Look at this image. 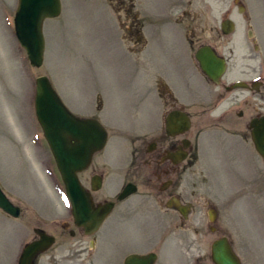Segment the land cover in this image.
Segmentation results:
<instances>
[{
    "label": "rangeland",
    "instance_id": "374dc122",
    "mask_svg": "<svg viewBox=\"0 0 264 264\" xmlns=\"http://www.w3.org/2000/svg\"><path fill=\"white\" fill-rule=\"evenodd\" d=\"M137 1L128 18L133 20V14L143 17L145 28L139 27L135 35L128 36L127 0H61L60 16L42 23L43 63L34 69L14 35L18 0H0V189L21 208L18 218L0 211V264H18L24 246L37 238L34 229L56 237L55 245L35 264H123L132 252L155 254V264H212L204 242L210 225L205 215L209 207L194 213L178 228L177 214L163 211L153 198L142 195L145 189L123 202L120 210L115 208L94 237L78 232L69 217L75 235L59 228L67 222V210L61 203L63 185L34 114L38 77L48 78L69 111L81 116L93 114L125 134L120 133L125 139L111 141L109 135V143L93 156L94 161L108 162L112 172L108 175V192L116 191L121 171L113 168L124 161L127 165V136L134 139L149 135L162 125V116L149 110L147 100L142 98L156 77L191 112L197 105L205 107L210 102L212 95L197 77L191 51L207 44L226 55L233 69L225 75L228 79L249 78L252 70L264 78V0H180L182 4L190 1L180 7L187 14L185 24L180 22L181 32L190 28L189 41L173 35L169 28L175 26V17L181 13L178 7L171 11L169 0ZM114 2H122L116 7L120 13L110 6ZM159 16L165 20L159 22ZM226 17L235 24V32L227 37L220 33V23ZM142 51L153 65L150 76L144 75L148 64ZM155 61L160 67L157 70H163L161 74L156 72ZM103 86L108 90L104 98ZM99 98L105 111L101 119L95 111ZM123 100L127 101L126 109ZM227 111L232 121L226 127L246 121V115L238 119L237 114L245 112L240 104L225 102L218 112ZM221 134L222 129L210 130L202 140V166L214 176V180L209 179L212 192H239L232 202L228 198L224 203L218 197L224 207L218 211L220 222L213 227H222L231 238L243 264H264V201L247 187L253 186V174H262L264 167L249 143L238 136ZM262 189L264 198V186ZM208 202L202 200L201 204ZM225 204H230L229 208ZM211 205L216 207L215 203ZM224 234H211L210 238L214 241ZM92 240L94 244L90 245Z\"/></svg>",
    "mask_w": 264,
    "mask_h": 264
},
{
    "label": "flooded vegetation",
    "instance_id": "af4514ba",
    "mask_svg": "<svg viewBox=\"0 0 264 264\" xmlns=\"http://www.w3.org/2000/svg\"><path fill=\"white\" fill-rule=\"evenodd\" d=\"M108 2H111V0H108ZM137 2V0H127L128 36L135 35V32L143 28L144 24H146L145 19L143 17L138 19L136 14L132 15L133 20H131V18L129 20L128 18V14L131 13L133 4L136 5ZM180 2V0H169L168 4L173 10L175 7H178L181 12L180 16L184 19L186 17V11H181L180 7H186L190 1L185 4ZM182 2H184V0H182ZM114 3V5L110 6L113 7L117 13H120L117 11L116 7L118 4V7H120L122 2ZM183 21L184 20H182V22ZM213 52L222 56L216 50ZM226 61L228 64L229 59L226 58ZM148 73L150 76L151 70L147 69L144 75H148ZM252 73H254L253 77L255 75H261L255 74L253 70ZM230 81H232L231 78L228 79L225 77L224 81L223 79L220 80L219 83L216 84L217 86H215L207 80L208 85H211L210 87H212L211 90L207 91L212 95L210 102L205 109H202L201 105H197L196 107L200 108V110L191 112L163 87L161 78L156 77L154 83L146 88L144 91L145 96L142 98L147 100L146 105L149 110H152L153 112L158 111L154 114L162 116V125L159 129H156L149 135L134 139L127 136V150L129 151L127 154V165L125 166V164H123L125 163L124 161L118 166L121 171L118 175V181L115 182V184L118 183L115 187L116 191H106L107 185L111 184L108 182V175L112 172L110 173L108 170L107 161L103 159L100 161L93 160V156L96 153L91 157L87 167L78 174V180L81 186L87 191L86 194L92 202L93 207L98 208L99 210L111 206L110 214L115 208L120 210V206H122L123 202L130 201L133 196L139 193V190L145 189L146 192L140 191L142 195L153 198L156 205L163 207V211H174L177 214L178 223L176 227L178 228H182L184 223L187 222L189 217L194 213L200 211L203 212L209 207L206 210L205 215H207V220L210 225L207 228V234H204V242L205 246L210 248L213 242L210 238L211 234H224L222 227H213L216 221L217 223L220 222L218 211L222 210L224 207L223 204L220 205L218 202V197H222L224 203L227 197H232L234 198H231L232 201H236V195L239 192V189H233L228 194L212 192V188L209 185V179L214 180V176L208 175L210 171L205 165L202 166L204 162H202L203 159L200 157V149L203 147L202 140L210 130L220 129H222L221 135H224L225 137L228 136V134L241 137L247 144L249 143L253 147V153L261 161L264 167V159L255 151V145L253 142V123L264 119V79L249 83L247 88L240 90L229 89ZM213 89L214 92H212ZM242 92H244V94H239ZM225 102L235 106L240 104V106L245 109L244 114L243 112L242 114H237L238 119H240L239 117L246 115L247 118L244 124L240 122L232 127L225 126V124L232 121L230 117L231 113L229 111L221 114L218 112L219 105H222ZM102 110L103 102L99 98L95 106V111L100 114ZM247 110H250V112ZM72 113L81 119L98 120L93 114L90 116H81L80 113L75 111ZM179 113H185L189 118L190 124L186 131H181L177 127H169L170 119L174 118V115ZM218 115L221 119H215ZM178 116L180 118L177 122H182L184 116ZM100 123L104 128L106 127L105 130L108 133V137L110 134V141L114 139V135H112L113 130L107 127V123L103 120H101ZM108 143L109 141L107 138L106 144ZM262 170L264 171V168ZM253 178V186H247L248 192L253 191L254 196L260 197L261 193H263L264 172L262 174L258 173L257 176L254 173ZM133 187L135 193L129 195V190L133 189ZM202 200L207 202L210 201V203L208 202L209 205L201 204ZM211 202L215 203L216 207H213ZM210 206H212V209ZM74 228L83 234L82 228H77L75 226ZM61 229L65 234H70L73 230H70V227L68 229ZM223 237L227 238L232 246L231 238L226 234L219 238ZM38 257L39 256L35 258L34 263Z\"/></svg>",
    "mask_w": 264,
    "mask_h": 264
},
{
    "label": "water",
    "instance_id": "95a60500",
    "mask_svg": "<svg viewBox=\"0 0 264 264\" xmlns=\"http://www.w3.org/2000/svg\"><path fill=\"white\" fill-rule=\"evenodd\" d=\"M61 11L59 0H19L13 23L16 38L25 51L27 60L33 68L41 67L44 54V39L41 32L45 19L59 16ZM224 34H230L234 30L231 21L222 24ZM202 72L214 83L225 71V61L218 58L209 46L201 47L196 55ZM246 87L243 84H235L233 88ZM35 112L37 120L42 128L43 135L50 147L62 182L65 193L71 203L74 221L76 225L83 224L85 233L95 232L110 210L84 215L81 200L87 203L88 198L77 179V173L82 171L91 155L100 150L106 140L103 128L93 120H80L74 117L61 103L57 94L51 87L46 77L36 80ZM172 119V118H171ZM175 120V119H174ZM174 121H170L172 126ZM183 123L180 130H186ZM253 142L255 149L264 158V119L253 123ZM130 191V193H132ZM129 193V194H130ZM80 198H82L80 200ZM0 209L12 217L19 215V209L14 207L0 190ZM40 240L27 245L21 255L19 264H32L35 255L49 248L54 239L48 237L41 230H35ZM155 255H132L125 259L124 264H154ZM211 260L213 264H240L225 238L216 240L211 246Z\"/></svg>",
    "mask_w": 264,
    "mask_h": 264
},
{
    "label": "bare ground",
    "instance_id": "6f19581e",
    "mask_svg": "<svg viewBox=\"0 0 264 264\" xmlns=\"http://www.w3.org/2000/svg\"><path fill=\"white\" fill-rule=\"evenodd\" d=\"M83 188V187H82ZM83 191L85 192V194L87 193V191L83 188ZM83 197V199L82 198H80V200H81V204H82V207H83V209H82V212L84 213V215H86V214H88L87 212L89 211V207H90V210L92 211V213L91 214H94V213H96V211H98V208H94L93 207V204H92V202L90 201V199L88 198V202L86 203L85 202V197H84V195L82 196ZM99 212H101V211H99ZM19 217V215L17 216V218ZM74 220V219H73ZM77 226H79L80 228H82L83 230L85 229V226L83 225V224H80V225H77Z\"/></svg>",
    "mask_w": 264,
    "mask_h": 264
}]
</instances>
